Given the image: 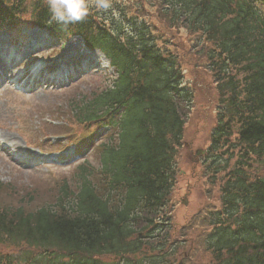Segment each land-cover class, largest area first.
Here are the masks:
<instances>
[{
  "label": "trees",
  "instance_id": "obj_1",
  "mask_svg": "<svg viewBox=\"0 0 264 264\" xmlns=\"http://www.w3.org/2000/svg\"><path fill=\"white\" fill-rule=\"evenodd\" d=\"M263 2L132 0L131 10H89L61 30L47 5L33 1L37 26L59 38L78 35L110 60L113 75L67 110L77 125L101 124L110 136L95 153L98 165L74 169V190L62 182L52 203L0 206V245L20 253L0 254V264H185L176 262L181 245L169 235L166 206L193 96L175 54L150 34L147 8L164 28L202 40L198 53L215 85L205 156L212 184L225 174L221 210L205 221L204 252L211 264H264ZM26 3L0 0V19L26 13Z\"/></svg>",
  "mask_w": 264,
  "mask_h": 264
},
{
  "label": "rangeland",
  "instance_id": "obj_2",
  "mask_svg": "<svg viewBox=\"0 0 264 264\" xmlns=\"http://www.w3.org/2000/svg\"><path fill=\"white\" fill-rule=\"evenodd\" d=\"M115 4L127 10H131L133 5L132 0H111L108 10L94 6L90 9L108 13L114 11ZM146 12L150 34L158 39L160 46L175 54L183 74V83L193 96L174 159L175 183L166 206L170 218L169 235L172 241H178L181 245L176 252V262L184 260L185 264H211V256L204 252L202 239L207 233L205 221L212 213L221 210L219 189L225 172L217 174L212 184L213 172L207 169L206 156H196L195 152L207 149L209 135L215 126L218 106L215 85L206 70V60L198 53L203 47L202 40L185 29L168 30L155 17L154 9L147 8ZM13 21L14 38L27 37V46L46 43L38 47L34 45L37 49L25 56L21 68L26 72L41 68L36 72L41 75V71H52L62 64L67 53L74 56L85 54L77 40L71 39L61 48L59 42H51L45 35L34 31L28 15L15 17ZM87 55L99 62L100 69L105 67L101 57L91 52ZM96 69H92L91 73ZM103 72L105 75L111 74L112 70L108 66ZM100 84V78L91 80L88 72L66 87L46 85L26 91L27 85L21 90L9 86L0 93V206L14 207L22 202L36 208L52 203L56 186L59 187L62 182H67L74 190L75 165L83 159L89 160L93 166L98 165L95 153L91 154V151L100 139L106 138L108 131L97 130V126L84 129L74 123L67 110L72 100L81 94L87 95L91 88ZM56 134L62 136L54 137ZM74 141L76 144L73 145ZM67 145L75 150L80 149L76 153L82 156L81 161L71 162L65 152L53 158L57 163L48 161L52 158L49 154L63 150ZM95 180L92 177V181ZM0 254L18 257L20 253L0 245Z\"/></svg>",
  "mask_w": 264,
  "mask_h": 264
},
{
  "label": "clouds",
  "instance_id": "obj_3",
  "mask_svg": "<svg viewBox=\"0 0 264 264\" xmlns=\"http://www.w3.org/2000/svg\"><path fill=\"white\" fill-rule=\"evenodd\" d=\"M50 12V22L61 30L71 24L83 21L89 14L90 7L100 10L111 8V0H46Z\"/></svg>",
  "mask_w": 264,
  "mask_h": 264
},
{
  "label": "bare ground",
  "instance_id": "obj_4",
  "mask_svg": "<svg viewBox=\"0 0 264 264\" xmlns=\"http://www.w3.org/2000/svg\"><path fill=\"white\" fill-rule=\"evenodd\" d=\"M37 31V30H36ZM14 55V54H13ZM65 57H66V60H70L71 59V57H72V54H70V53H67L66 55H65Z\"/></svg>",
  "mask_w": 264,
  "mask_h": 264
}]
</instances>
